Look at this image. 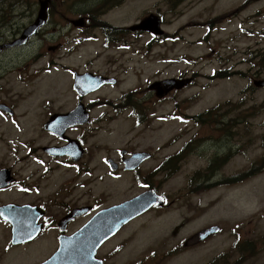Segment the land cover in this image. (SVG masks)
<instances>
[{"label":"rangeland","instance_id":"obj_1","mask_svg":"<svg viewBox=\"0 0 264 264\" xmlns=\"http://www.w3.org/2000/svg\"><path fill=\"white\" fill-rule=\"evenodd\" d=\"M177 2L179 6L174 10L169 0H125L111 16L127 25L151 13L162 18L160 28L166 34L161 35V41L150 42L157 37L145 33L133 43L132 50L122 53V61L129 68L122 78H129L130 84L141 80L146 92L154 89L156 94L161 92L158 97L164 98L137 144L153 152L154 157L145 162L147 177L171 202L165 209L153 207L132 220L106 242L99 256L105 264H223L225 260L235 264L238 241L242 242L245 256L250 257L243 264H264V246L255 247L256 243H264V86L254 85L256 80H264V0ZM71 13L77 18L79 11ZM59 31L57 27L56 36ZM77 34L79 30L71 31L70 38L63 36L65 48L56 54L55 63L78 66L102 50L99 43L71 44ZM54 41L51 38L46 44ZM104 62L100 54L98 64ZM63 73L53 69L43 75H52L55 84L65 87L66 104L71 107L74 93L69 77ZM173 77L191 80L183 83L184 79L171 80ZM48 92L44 89V93ZM216 106L222 110L214 119L226 121L225 125L205 115ZM103 110L95 107L94 116ZM200 115L205 123L198 122ZM235 115L241 123L233 126L231 118ZM45 116L46 112L41 118ZM109 125L97 133L82 130L88 150L97 148L93 156L97 159L99 179L91 186L102 197L103 205L134 196L143 188L132 181V174L115 179L114 173H108L106 158L111 154L107 152L126 142L132 119L123 114ZM79 133L76 129L71 135ZM122 133L123 142L114 144ZM35 135L38 137L39 132ZM47 140L45 137L36 141V146ZM173 155L180 158L166 168ZM158 165L161 169L155 171ZM252 166L261 170L242 177ZM207 167L217 170L209 181L194 179L197 174H204ZM61 173L69 178L76 169L67 168ZM83 179L90 182L86 176ZM213 225H219L221 232L195 248H179L188 238ZM118 244L120 249L114 250ZM3 249L1 241L0 256L7 264L43 262L53 251L52 245H46L45 236L12 253Z\"/></svg>","mask_w":264,"mask_h":264},{"label":"flooded vegetation","instance_id":"obj_2","mask_svg":"<svg viewBox=\"0 0 264 264\" xmlns=\"http://www.w3.org/2000/svg\"><path fill=\"white\" fill-rule=\"evenodd\" d=\"M124 3L125 0H0V242L3 241V251L15 252L18 247L31 246L45 236L46 245L53 248L46 257L48 260L58 251L62 240L71 239L100 211L137 195L109 205L100 204L102 197L91 186L99 179L97 159L93 156L97 148L88 150L82 137L84 129L97 133L118 121L123 114L132 119L131 134L126 142L107 152L111 154L106 158L108 173H114L115 177L108 175L116 179L123 174H132V181L140 188L143 186L138 193L147 189L145 162L134 164L130 159L137 153L147 152L137 142L164 98L158 97L159 93L156 94L154 89L146 92L141 80L136 79L130 84L129 78H122L129 70L122 61V53L132 50L133 43L145 33L152 34L140 26L147 16L132 25L111 18ZM172 3L176 10L177 0ZM43 8L46 11L44 25L25 40V30L38 20ZM73 11H79L77 18L71 16ZM69 26L71 28L67 30ZM57 27L60 31L56 36ZM77 30L80 34L72 38L71 44L99 43L102 50H97L89 62L78 66L63 61L55 63L56 54L65 48L63 36L70 38L68 34ZM155 35L157 38L150 42L161 41L162 36ZM51 38L54 43L46 44ZM100 54L105 59L101 65L98 64ZM53 69L63 70V75L69 77V87L74 93L71 107L66 104L65 87L55 84L52 75H43L52 73ZM95 75L101 77L95 78ZM84 76V82H92L91 86L76 83L77 78ZM107 79L110 82L96 91H88ZM44 89L49 92L44 93ZM80 105L91 114L89 123L68 125V114ZM95 107L104 110L94 116ZM44 112L46 116L42 119ZM56 117L60 122L54 120ZM76 129L80 133L72 136L71 132ZM36 132H39L38 137ZM123 135L114 144L122 143ZM45 137L49 140L37 147L36 141ZM70 145H76L79 150L73 153ZM67 168L76 169V173L66 178L61 172ZM84 176L90 182L83 179ZM148 187L152 188L150 184ZM23 219L34 237L16 243L14 233ZM241 243L236 241L235 264L250 259L245 256ZM263 246L262 242L255 244L257 249ZM0 264H7L1 256ZM223 264H227L226 260Z\"/></svg>","mask_w":264,"mask_h":264},{"label":"bare ground","instance_id":"obj_3","mask_svg":"<svg viewBox=\"0 0 264 264\" xmlns=\"http://www.w3.org/2000/svg\"><path fill=\"white\" fill-rule=\"evenodd\" d=\"M54 120L60 122L59 117H56ZM120 214L121 213L100 215L73 238L62 240V249L57 259H61L65 254H69L68 257L62 260V264H89L85 260L86 252L91 248L93 243L115 223ZM56 264L61 263L59 261Z\"/></svg>","mask_w":264,"mask_h":264},{"label":"water","instance_id":"obj_4","mask_svg":"<svg viewBox=\"0 0 264 264\" xmlns=\"http://www.w3.org/2000/svg\"><path fill=\"white\" fill-rule=\"evenodd\" d=\"M45 17H46V11H45V8H43L40 11V14L38 16V20H37L36 24L33 27L29 28L25 32V35H30V33L38 26V24H40V22H44ZM149 25H156V28H150ZM140 26L141 27H148L146 29L149 30V31H153L154 33H162V30H160V20L154 14H151L148 18H146L145 20H143L142 23L140 24ZM186 83H188V82H186ZM255 84L258 87H263L264 86V80L256 81ZM145 155L146 156L143 159L148 158L150 156V154H148V153L145 154ZM158 197H156V195H154L153 192L144 193L140 197H138L136 200L127 203L128 205L126 204L125 207H121L120 209L119 208L110 209L107 212L102 213L101 215H104V214H113V213H115V212H117L119 210H122V209H127V210L130 209L131 210V209H135L138 206L144 205L140 209V211H138V213H136V214H139V213H142L145 210H147L148 207H150V205L152 203H154L155 201H158ZM159 198L162 200V203L161 204H163V199L161 197H159ZM136 214H134V215H136ZM219 231H220V227L219 226H213V227L204 229L201 232H199L196 235H194L187 242V245L199 243L200 241L205 240L210 235H213L215 233H218ZM18 235H21V234H18ZM85 260H86V258H85ZM95 262L97 264H102V262L101 261H98V260H95Z\"/></svg>","mask_w":264,"mask_h":264},{"label":"trees","instance_id":"obj_5","mask_svg":"<svg viewBox=\"0 0 264 264\" xmlns=\"http://www.w3.org/2000/svg\"><path fill=\"white\" fill-rule=\"evenodd\" d=\"M170 2H173V1H176V0H169ZM181 1H183V0H179V2H181ZM262 56H264V54L262 55ZM237 73V72H236ZM226 74L228 75V73L226 72ZM219 77V76H218ZM221 110H222V107H218V106H216L215 108H212V109H209V110H207L206 112H205V115H206V117H209V118H212L215 122H217V123H221V124H223V125H225L227 122L226 121H224V120H217V119H214L215 117H217V116H219L220 115V112H221ZM228 113V112H227ZM226 115V114H225ZM224 115V116H225ZM199 120H198V122H200V123H205V119H204V117H203V115H200L199 117ZM233 121H234V123H232L233 124V126H236V125H239L240 123H241V120H240V118L238 117V116H236L235 115V117H233V118H231ZM178 158H180V156L179 155H174L169 161H168V163H167V165H166V168L169 166V167H172V165H173V163L178 159ZM216 159H218L217 157L216 158H214V160H216ZM261 168H263L262 167V165H261ZM261 169L259 168V169H257V168H255L254 166H252L249 170H247L243 175H242V177H248V176H251V175H255L258 171H260ZM216 171L217 170H212V169H209V167H207V170H206V172L203 174V173H201V174H197V176L196 177H194V179H197L198 177H201V179H202V181H209L215 174H216Z\"/></svg>","mask_w":264,"mask_h":264}]
</instances>
